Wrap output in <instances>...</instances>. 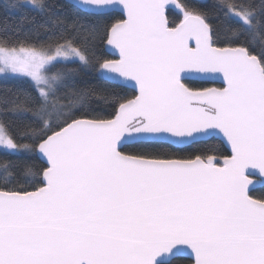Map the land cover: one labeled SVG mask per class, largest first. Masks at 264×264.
I'll list each match as a JSON object with an SVG mask.
<instances>
[{"label":"snow or ice","instance_id":"6c2138e0","mask_svg":"<svg viewBox=\"0 0 264 264\" xmlns=\"http://www.w3.org/2000/svg\"><path fill=\"white\" fill-rule=\"evenodd\" d=\"M0 264H264V0H0Z\"/></svg>","mask_w":264,"mask_h":264}]
</instances>
